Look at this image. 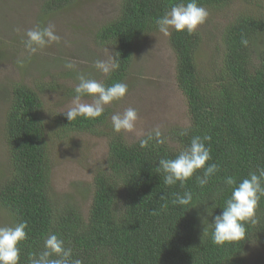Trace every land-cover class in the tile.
Masks as SVG:
<instances>
[{"label": "trees", "instance_id": "trees-1", "mask_svg": "<svg viewBox=\"0 0 264 264\" xmlns=\"http://www.w3.org/2000/svg\"><path fill=\"white\" fill-rule=\"evenodd\" d=\"M74 2L43 1L39 21L47 14L60 15ZM187 2L118 0L115 19L97 30L93 47L110 51L114 58L119 54L120 67L100 82L106 86L126 83L140 40L159 32L154 21L176 4ZM196 2L212 16L207 23L218 27L212 30L218 31L219 39L207 48L198 30L191 36L172 31L166 40L174 55L176 85L184 96L189 124L164 134L166 144L153 141L146 148L139 143L146 136L128 143L121 134L110 135L104 167L66 200H55L51 193V122L44 121L42 95L28 85L11 84L3 123L9 155L6 179L0 185V209L11 221L9 226L28 223L19 264H29L30 254L42 250L49 232L62 238L72 248L73 259L83 264H247L248 245L264 240V197L257 209L258 223L246 225V241L218 247L211 239V223L231 195L225 178L233 176L239 183L250 171L264 168V14L248 0ZM239 3L241 10L234 13ZM242 36L249 41L247 47L240 43ZM86 61L89 72L96 57L88 53ZM65 94L75 95L71 89ZM109 115L105 111L96 120L70 122L60 113L56 119L68 132L97 133ZM185 129L188 135L180 136ZM197 135L211 137L205 141L211 149L209 163H217L220 170L204 187L195 177L184 188L179 183L166 186L157 171L158 161L175 158ZM184 191L193 193V204L173 205L175 196ZM78 195L81 198L75 200ZM69 198L76 203L67 202ZM84 199L89 201L87 212L78 206Z\"/></svg>", "mask_w": 264, "mask_h": 264}, {"label": "rangeland", "instance_id": "rangeland-1", "mask_svg": "<svg viewBox=\"0 0 264 264\" xmlns=\"http://www.w3.org/2000/svg\"><path fill=\"white\" fill-rule=\"evenodd\" d=\"M43 1L0 0V185L6 179L8 168L9 153L3 136V123L11 98L8 92L11 84H25L42 95V115L45 122H51V133L48 129L53 158L51 193L55 200H66L78 186L86 187L94 174L104 167L110 135L121 134L126 142L133 143L156 127L169 135L171 130L187 126L190 119L184 96L176 85L174 55L166 45L167 36L157 32L143 37L138 50H134L130 69L132 74L125 81L128 92L122 100L105 107V111L110 112L107 123L99 126L97 133L63 130L56 116L72 106L74 95L65 93L70 89L73 91L78 83L77 72H83L97 81L105 76L95 68L88 72L89 64L85 62L88 53L94 55L96 60H106L111 54L110 51H99L93 47V38L97 30L115 19L118 0H75L71 8L60 15L47 14L46 19L40 22L38 17L42 14L40 5ZM248 2L264 14L263 0ZM240 8L241 3L236 4L233 12H238ZM211 17L209 15L207 20ZM216 18L218 16L214 20ZM49 24L54 26L61 42L53 43L28 58L23 44L25 33L38 25ZM215 26L206 21L198 29L207 48L219 39L218 31L212 30ZM66 61L74 62L75 69H66ZM55 83L58 89L54 90ZM49 84L53 86L52 90L45 88ZM82 101L91 103V98L85 96ZM129 107L138 113L136 130L131 133L114 132L111 116L122 114ZM80 198L81 195H78L74 199ZM72 201L69 198L67 202ZM78 206L87 212L89 201L84 199ZM10 222L0 209V226H9ZM245 259L247 264H264V240H253L245 250Z\"/></svg>", "mask_w": 264, "mask_h": 264}, {"label": "clouds", "instance_id": "clouds-1", "mask_svg": "<svg viewBox=\"0 0 264 264\" xmlns=\"http://www.w3.org/2000/svg\"><path fill=\"white\" fill-rule=\"evenodd\" d=\"M209 17L206 8L199 6L196 0H188L187 3H179L171 7L170 11L157 18L154 22L158 31L169 36L172 31L195 34L200 26L204 25ZM153 34V33H152ZM147 36V35H146ZM145 36V37H146ZM23 41L28 58L36 55L53 43H60L61 37L55 33L54 26H37L27 30ZM241 45L248 46V39L241 37ZM94 68L104 75L120 67L119 54L115 58L109 53L106 60H96ZM64 67L75 69L72 61H66ZM78 83L73 91L75 93L72 106L63 113L72 122L77 118L96 120L103 116L105 107L113 102L122 100L127 92L128 85L124 82H116L110 86L95 79L89 78L83 72H77ZM90 97L91 103L83 102V97ZM137 111L129 107L124 112L111 116V125L116 133H131L136 130L138 121ZM180 136H187V130H182ZM210 136H193L189 145L181 150L175 158H161L158 161L157 171L163 176L166 186H174L179 183L184 188L189 180L195 177L197 184L204 187L209 180L220 170L217 163L211 161V149L206 147L205 141H210ZM164 145L167 137L159 127L149 132L146 137L140 139V147L146 148L150 142ZM224 183L231 189V195L225 200L222 212L214 217L211 223V239L214 245L225 247L235 245L247 239L246 225L258 223L257 209L262 197H264V168H256L248 173V177L239 183L233 176L225 178ZM165 198V197H161ZM173 205L187 207L193 204V193L184 191L183 195L177 194L172 200ZM192 206L190 209L196 208ZM215 204L212 208H215ZM27 221H20L14 226H0V264H19L20 245L28 239L26 229ZM206 234V230L204 229ZM29 264H83L81 259H73V250L65 246V241L56 233L49 232L43 239V248L38 253L29 256Z\"/></svg>", "mask_w": 264, "mask_h": 264}]
</instances>
